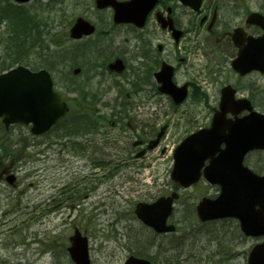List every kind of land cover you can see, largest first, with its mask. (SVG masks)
<instances>
[{"label": "rangeland", "instance_id": "rangeland-1", "mask_svg": "<svg viewBox=\"0 0 264 264\" xmlns=\"http://www.w3.org/2000/svg\"><path fill=\"white\" fill-rule=\"evenodd\" d=\"M76 3L80 6L75 8ZM27 6L37 15L42 24L40 30L45 34L42 41H37L38 47L33 52L22 54L24 62L37 68L45 67L43 65L47 59L55 62L56 69L52 73L56 88L72 102V116L83 108L92 111L93 118L102 113L110 116L113 110L116 113L120 108L124 111L130 109L128 125L131 131L124 133L119 126L125 125L111 129L107 126L108 133L102 135L99 131L92 135H81L74 142H69L62 135L68 127L67 122L48 136H35L30 127L23 124H15L5 130L0 123V158L17 174L19 180L17 187H8L7 182L0 180V189L9 191L6 195L0 194V202L9 207L8 196H11L14 212V220L7 219L3 225L0 224V260L13 252L12 241L16 240L18 264H74L70 262L67 247L70 245L69 236L78 227L89 237L92 264H123L132 251H142L149 242L154 241L157 245L165 239L142 228L141 222L135 218L134 206L140 200L148 201L173 191L170 172L173 165L172 148L181 139L186 126L169 99L162 97L167 105L163 107L149 100L148 92L156 90L149 86L156 85L154 81L143 86L147 93H135L127 81L120 82L122 80L117 77L104 80L107 77L97 75L100 70L92 64L96 63L98 57L93 50L97 46V35L77 42L68 37L70 18L76 13L88 15L92 20H103L101 17L108 16L110 12L97 10L94 0H34ZM152 31V28L148 29V32ZM126 38L131 39L132 33L121 34L117 38L118 45L128 47L130 41H125ZM7 40L6 25L1 22L0 68L8 56L6 49L10 46L6 45ZM110 42L105 40L102 45ZM127 55L128 59H132V52ZM83 63L86 73L73 75L72 68ZM199 63L202 64L201 61ZM262 81L264 88V77ZM79 86L86 91V99L81 89L76 90ZM80 102L83 105L79 107ZM169 120V131L159 147L147 156L136 159L132 147L134 138L129 140V137L138 133L148 139ZM109 123L111 119L106 122L107 125ZM103 131L106 132L105 129ZM85 139L88 140L87 151L75 153L76 142L83 144ZM99 157L105 159L108 165L97 167L92 164ZM262 159L264 153L254 154L250 165L260 169L258 163H263ZM180 192L182 197L176 204L172 218L181 231L176 236H181L183 229H187L186 233L193 228L187 223L188 220L182 222L191 212V203H195L200 193H216V189L201 185L195 189H181ZM231 226L235 225L229 223L227 229ZM234 233L228 237L233 236L232 240H221V243L230 246L233 242L235 253L223 254L226 258L233 256L232 260L236 261L220 264H245L242 254L247 249L244 246L246 242L237 239ZM198 237L197 240L189 238L187 244L192 250L186 249L179 260L184 264H213L218 261L222 256L221 253L215 255L218 245H210L209 238L204 234ZM164 243L168 245L167 241ZM190 243H194V246L190 247ZM148 250L151 257L156 256V246ZM209 251H213V258L207 262ZM158 261L166 264L164 256Z\"/></svg>", "mask_w": 264, "mask_h": 264}, {"label": "flooded vegetation", "instance_id": "flooded-vegetation-1", "mask_svg": "<svg viewBox=\"0 0 264 264\" xmlns=\"http://www.w3.org/2000/svg\"><path fill=\"white\" fill-rule=\"evenodd\" d=\"M103 10L111 13L101 17L103 20L98 18L93 21L98 32L95 33L98 34L95 37L97 46L93 48L98 53L97 63H92L100 70L97 75L107 77L104 80L117 77L122 80L120 82L127 81L135 93L146 92L143 86L154 81L156 85L149 86L156 90L148 92L149 100L163 107L167 106L162 101V97L166 96L170 105L178 110L181 119L187 123L188 129L183 132L185 136L210 126L221 108L225 86H230V90L236 93L234 109L250 103L255 111L264 113L261 79L264 73L256 69L242 75L231 67L233 59L240 51L244 53L245 47L253 45L256 39L264 36V27L258 23L260 18L264 19V0H187L185 3L181 0H158L143 28H137L133 24H116L113 22V9L109 7ZM172 27L180 31L176 37ZM149 28H152V33L148 32ZM123 33H132L131 39H125L130 41L128 47L118 45L117 38ZM105 40L111 41V46L107 43L103 46L102 42ZM197 51L205 64L197 63ZM255 51H259V46L255 47ZM130 52L133 53L132 59L127 58ZM116 58H123L126 64L122 72L109 71L111 61ZM165 63L175 68L174 82L178 86L187 87L188 94L180 104H175L169 94L160 91L156 71ZM81 67L79 75L87 71L85 63ZM153 95L155 99L152 98ZM157 95L159 97L156 99ZM250 113L251 109L246 107L237 112L228 111L226 116L235 119ZM117 120L120 119L114 116L112 125ZM156 136L154 131L151 137ZM138 140L142 141L143 146H147L150 138ZM261 161L263 163L258 164L264 166V160ZM8 173L10 170L1 171L0 178L6 179ZM8 198L9 207L6 208L5 203L0 202L3 217L1 224L7 219L14 220L12 197ZM13 245V252L4 261L18 264L16 241ZM219 247L229 251L234 246Z\"/></svg>", "mask_w": 264, "mask_h": 264}, {"label": "water", "instance_id": "water-1", "mask_svg": "<svg viewBox=\"0 0 264 264\" xmlns=\"http://www.w3.org/2000/svg\"><path fill=\"white\" fill-rule=\"evenodd\" d=\"M129 15L125 7L117 11L118 20L130 19ZM134 15L136 16L137 13L135 12ZM77 21L76 27L72 30L74 37L93 32V27H84L85 25L82 24L84 20ZM112 67L120 70L121 61L118 60ZM169 78L168 76V80ZM52 85V78L46 69L32 72L28 67L19 66L1 74L0 116L5 115V124L10 125L14 121L33 122L32 132L37 134L47 131L57 123L67 113L68 106L60 99ZM163 89L178 97L170 80ZM262 119L264 123V116ZM245 120L221 124L223 130L217 123L218 120H215L211 129L187 137L176 148L172 177L181 185H190L199 179L201 168L207 158L211 159L210 164L205 168V176L213 183H221L222 193L217 199L204 198L199 203L198 215L202 220L235 216L241 219L246 234H263L264 175L259 176L244 166V159L250 149L264 148V128L257 131L255 120L253 126H250V120ZM221 143L226 144L225 149H221ZM217 152L220 153L216 155ZM177 197L179 194L173 192L172 196H162L154 203H140L136 212L148 225L159 232L174 230L175 227L167 225V219L173 210V200ZM256 205L260 208L256 209ZM87 241V237H83L78 230L71 237L72 245L69 247V252L77 264H90ZM257 257L253 252L250 264H264L259 263ZM127 264L151 263L145 259L131 257Z\"/></svg>", "mask_w": 264, "mask_h": 264}, {"label": "trees", "instance_id": "trees-1", "mask_svg": "<svg viewBox=\"0 0 264 264\" xmlns=\"http://www.w3.org/2000/svg\"><path fill=\"white\" fill-rule=\"evenodd\" d=\"M7 20L8 40L7 44L10 48L6 49L8 54L2 68L11 66L15 62L23 60L22 54L29 55L36 47V39L40 34L37 26L30 14L19 9L16 5H12L8 0H0V21Z\"/></svg>", "mask_w": 264, "mask_h": 264}]
</instances>
